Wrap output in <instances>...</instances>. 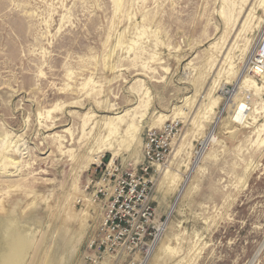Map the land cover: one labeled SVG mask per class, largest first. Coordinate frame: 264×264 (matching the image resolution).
<instances>
[{"label": "rangeland", "instance_id": "1", "mask_svg": "<svg viewBox=\"0 0 264 264\" xmlns=\"http://www.w3.org/2000/svg\"><path fill=\"white\" fill-rule=\"evenodd\" d=\"M263 4L0 0V221L35 238L27 264H140L155 240L145 264H264V76L245 65ZM164 125L170 150L111 232L94 168L141 175Z\"/></svg>", "mask_w": 264, "mask_h": 264}, {"label": "built area", "instance_id": "2", "mask_svg": "<svg viewBox=\"0 0 264 264\" xmlns=\"http://www.w3.org/2000/svg\"><path fill=\"white\" fill-rule=\"evenodd\" d=\"M249 64L251 68L254 66L264 68V35L256 43L254 55L251 57ZM173 129L174 127L171 125H164L160 128H150L145 133L144 161L139 166L141 175L138 174L137 168L132 172L124 170V163H116L115 160H109L107 163L100 161V164H96L94 168V172L97 174L96 178L90 179V183H93L95 187L93 193L96 198L102 195L107 200L111 199L103 227L108 225L112 232L119 228L122 223L130 222L131 202L135 196L143 194L147 183L145 176L150 173L155 162L163 159L168 154ZM102 165L104 169H102ZM146 209L143 213L144 216L150 214L148 209L152 208L148 204ZM101 245H99V248Z\"/></svg>", "mask_w": 264, "mask_h": 264}, {"label": "bare ground", "instance_id": "3", "mask_svg": "<svg viewBox=\"0 0 264 264\" xmlns=\"http://www.w3.org/2000/svg\"><path fill=\"white\" fill-rule=\"evenodd\" d=\"M260 2L264 3V0H260ZM244 23H245V21H244ZM255 47L253 48V50L249 54V57H248L247 62H246L245 65L249 64L251 57L254 55ZM250 72H253L254 75L264 76V68H261L259 66L252 67ZM245 83L246 84L248 83L249 85H252L253 87H255L256 88L255 90H260V87H256L255 86V83H254V81L252 80L251 77H245L243 79V81H242V84H245ZM90 117H91V115H90ZM87 118H89V117L86 116L84 118L85 120H83L82 127H84L87 124L86 123L87 120H88ZM123 119H124L123 115H118V116H115V117L114 116L109 117V118L106 119V121L102 122V123H104L103 125H105V126H103V128L106 127L108 129V134H110V133L112 134V132L117 130V126L119 125V124L117 125V123L123 121ZM133 125H134L133 121L131 123H129L128 124V130H129V128H132ZM135 125H136V123H135ZM135 128L136 127H134L132 129V131H134ZM132 131H131V133H132ZM70 136L72 137V135H70ZM96 137H97V135H96ZM101 138H102V136H101ZM90 152H92V151H90ZM90 158H91L90 159L91 161H94V162L95 161H97V162L99 161L98 160V156H95V155L93 156L92 155V156H90ZM112 158L110 159L111 161H112ZM104 222H102V223L104 224ZM160 227H162V226H160ZM34 239L35 238L32 237L31 232L27 233V231H24L23 229H21L20 227L16 226L15 224H13L11 222L7 223V224H2L1 221H0V264H27V255L29 253V250L32 248V246L34 244ZM155 245H156V240L151 242V243H149L146 246V248H145L146 255H145V257L142 260L140 259L141 260L140 264H145V262L147 261V259L150 256V254L153 252ZM35 257L37 258V256H35ZM28 262L30 263V261H28Z\"/></svg>", "mask_w": 264, "mask_h": 264}]
</instances>
